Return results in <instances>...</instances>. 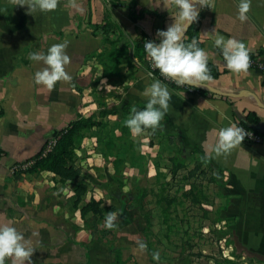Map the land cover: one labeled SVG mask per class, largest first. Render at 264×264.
I'll return each mask as SVG.
<instances>
[{
	"label": "crops",
	"instance_id": "1",
	"mask_svg": "<svg viewBox=\"0 0 264 264\" xmlns=\"http://www.w3.org/2000/svg\"><path fill=\"white\" fill-rule=\"evenodd\" d=\"M203 2L199 38L208 62L221 73L203 87L188 85L193 89L161 80L171 95L169 110L155 136L150 133L166 143L170 157L179 148L189 152V168L202 160L204 167L219 172V224L231 229L228 250L241 260L264 263V141H242L227 154L204 159L219 129L239 126L248 113L258 117L252 129L264 134V75L228 70L213 36L219 32L243 42L249 53L264 55V0H251L243 22L237 18L239 0ZM18 3L0 0V224H12L32 241V264H98L92 262L91 247L105 239L92 240L86 225L90 215L82 218L72 209L74 185L60 183L48 172L26 171L27 161L79 114L85 115L82 105L90 98H83L82 92L92 77L88 64H100L99 79L118 81V103L145 105L141 93L158 78L147 73L141 39L157 41V31L176 22L179 10L174 0H58L52 12L29 14ZM106 21L110 26L99 28ZM65 41L70 57L65 70L71 79L58 81L49 91L34 81L46 65L29 56ZM82 175L86 181L83 169ZM88 192L81 205L95 198H87ZM72 213H78L81 222L68 220ZM84 234L87 243L81 241ZM5 264H12V259Z\"/></svg>",
	"mask_w": 264,
	"mask_h": 264
},
{
	"label": "rangeland",
	"instance_id": "2",
	"mask_svg": "<svg viewBox=\"0 0 264 264\" xmlns=\"http://www.w3.org/2000/svg\"><path fill=\"white\" fill-rule=\"evenodd\" d=\"M88 66L91 83L82 94L83 98L90 99L82 105L83 112L85 117L93 116L101 125L81 133L75 159L85 174L89 188L87 198L94 196L105 205L115 206L113 214L117 216L111 229L105 227L106 220L97 222L94 238L105 240L93 243L92 262L112 264L116 259L123 264H186L191 244L193 252L217 257L221 249L226 252V258H234L236 264H250L248 259H236L229 251L230 245L216 240L214 232L222 228L221 224L212 225L220 204L217 183L205 181L200 185L201 201L191 205L182 195L189 189V183L171 180L168 163L171 152L166 143L152 138L150 132L131 134L125 123L128 117L118 103L115 87L118 81L99 79L100 64ZM167 191L177 199L164 223L155 204ZM141 192H147L144 201L138 200ZM64 194L68 195V190L64 189ZM204 208L209 212L207 218L203 216ZM67 216L68 220L81 222L78 213ZM81 241L87 243L86 234ZM141 242L146 245L143 250L139 247ZM154 253L159 254V260L153 259ZM190 259L193 264H204L206 260ZM208 264H213V260Z\"/></svg>",
	"mask_w": 264,
	"mask_h": 264
},
{
	"label": "clouds",
	"instance_id": "3",
	"mask_svg": "<svg viewBox=\"0 0 264 264\" xmlns=\"http://www.w3.org/2000/svg\"><path fill=\"white\" fill-rule=\"evenodd\" d=\"M178 8L177 21L169 25L166 30L157 31V41L146 40L145 53L150 57L155 69L167 79L177 85H192L203 87V82L211 79L208 69L209 57L205 50L197 45L195 39L187 45L183 42L184 34L192 24L198 21L200 11L205 4L203 0H174ZM20 6H26L29 14L39 12H52L57 9L58 0H19ZM251 0H239L238 16L240 21L247 19ZM213 32V30L211 31ZM214 46L221 50L223 60L228 70L234 73L247 72L249 52L245 44L235 38H226L219 32H213ZM68 42L56 43L47 51L32 52L29 59L33 62H42L46 67L37 71L34 81L37 85L45 86L51 91L58 81L70 80L65 66L70 62L66 53ZM146 98L142 109L135 105L126 120V126L131 134L140 135L145 129L153 131L160 127L161 121L169 110L171 99L167 85L161 80L154 79L141 93ZM248 133L236 124L219 129L214 144L206 150L204 159H212L229 153L235 146L241 145ZM117 216L109 213L106 217V228H113ZM36 235V233H33ZM141 250L146 248L140 243ZM35 251L32 241L19 232L12 224H0V264H5L7 258L12 264H32L31 256ZM154 260H159V254H153Z\"/></svg>",
	"mask_w": 264,
	"mask_h": 264
},
{
	"label": "trees",
	"instance_id": "4",
	"mask_svg": "<svg viewBox=\"0 0 264 264\" xmlns=\"http://www.w3.org/2000/svg\"><path fill=\"white\" fill-rule=\"evenodd\" d=\"M110 26V22L106 21L104 25L99 26L101 29H105ZM95 29L98 27L95 26ZM195 39L197 41V45L203 49L204 43L200 41L197 22L192 24L191 27L184 34L183 42L187 45L191 43L192 40ZM144 39H141L140 48L145 54V51L142 48ZM139 47V46H137ZM136 47V48H137ZM220 55L221 50H220ZM251 55H262L261 53H249ZM208 69L210 72L211 79H216L220 75V70L217 65L208 62ZM171 86H175L176 83L169 82ZM176 87V86H175ZM182 88H189L188 85H180ZM135 105L138 109H142L144 107L143 104L138 103H125L121 107H123V114L130 115L131 108ZM258 123V117L254 113H248L246 115V121L239 122V126L244 128H252L253 125ZM97 125H101L98 121L94 119L93 116L85 117L84 115L79 114L77 118L71 121L65 128L61 129L56 137L52 141H48L44 144L42 149L31 157L27 162H30V166L26 171L31 173H41L48 172L53 175L54 179H56L60 183H71L74 185L73 187V195H72V209L74 211H78L82 218L90 215V218L86 220V225L90 227L92 230V240L94 238V232L97 228V222L100 220H106V217L109 213H115V206L105 205L101 199H95L93 197L90 198L88 202L81 205L84 196L88 192L87 183L82 175V168L77 165L75 159L76 153V143L81 136V133L85 130H89ZM144 131H151L152 136L156 134L155 130L145 129ZM256 132V131H255ZM264 137V134H259ZM52 142L54 143L52 145ZM191 154L184 151L182 148L172 155L169 158L170 161V177L172 181L181 182L187 181L189 184V189L187 192H184L182 195L188 199L191 205H198L200 203L201 191L200 185L206 182H214L218 183L219 172H214L209 167H204L202 160L196 162L192 168H189L186 164V161L191 159ZM192 180V182H190ZM204 180V181H203ZM203 181V182H201ZM162 192V191H161ZM147 196V192H141L138 196V200L144 201ZM177 197H173L170 195V192L167 191L165 194L160 195L158 199H156V207L159 208L160 213L162 215V222H167L169 219L170 213L173 210V205L176 202ZM220 208L217 207L215 210L216 217L212 220V225L219 224L223 218L220 215ZM203 216L208 217L209 212L208 209H203ZM88 221V222H87ZM216 240L220 243L221 240H224V245H230L232 240L230 238L231 229L227 228H218L216 232ZM103 238V237H101ZM188 256L186 260V264H193L194 261L190 259V257L196 258H205V263L208 264L209 261L213 260V264H236V260H230L226 257H222L221 249L218 251V255L212 254L211 256H206L202 252H193L192 245L189 244ZM235 254L233 253V256ZM236 259H239V255H235ZM86 260L89 263L90 257L88 254V248L86 247ZM136 262V261H135ZM121 261H116L114 264H122ZM138 263V262H136ZM250 264H264L263 262H252L248 261Z\"/></svg>",
	"mask_w": 264,
	"mask_h": 264
},
{
	"label": "built area",
	"instance_id": "5",
	"mask_svg": "<svg viewBox=\"0 0 264 264\" xmlns=\"http://www.w3.org/2000/svg\"><path fill=\"white\" fill-rule=\"evenodd\" d=\"M146 40H150V39H144L143 44H142V48L144 51H145L144 45L146 43ZM145 56H146L147 61H148V66H147L148 75L155 77V78H158V79H160L166 83L173 82L172 80L167 79L164 76H162L160 74L159 70L154 68L150 57H148L146 55V53H145ZM249 62H250V66H249L248 70H257L264 75V55H251V56H249ZM191 86H190V88L193 89V87H191ZM238 127H241L245 132L248 133V136H246L245 139L243 140L244 142H246V143H258V142L264 141V137L257 134L252 128L251 129L250 128H244L242 126H238ZM53 144L54 143L52 142V145ZM1 156H2V153L0 152V158H1ZM29 164H31V163L29 162ZM223 242H224V240H223ZM222 253H223L224 257H227V254H226V252H224V250L222 251Z\"/></svg>",
	"mask_w": 264,
	"mask_h": 264
},
{
	"label": "water",
	"instance_id": "6",
	"mask_svg": "<svg viewBox=\"0 0 264 264\" xmlns=\"http://www.w3.org/2000/svg\"><path fill=\"white\" fill-rule=\"evenodd\" d=\"M185 85H188V84H185Z\"/></svg>",
	"mask_w": 264,
	"mask_h": 264
}]
</instances>
